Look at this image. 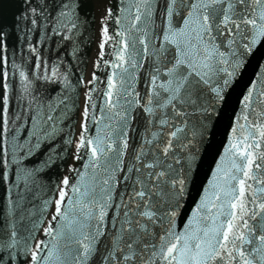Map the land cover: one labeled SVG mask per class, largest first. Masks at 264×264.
I'll use <instances>...</instances> for the list:
<instances>
[{
  "label": "snow or ice",
  "instance_id": "obj_1",
  "mask_svg": "<svg viewBox=\"0 0 264 264\" xmlns=\"http://www.w3.org/2000/svg\"><path fill=\"white\" fill-rule=\"evenodd\" d=\"M0 264H264V0H0Z\"/></svg>",
  "mask_w": 264,
  "mask_h": 264
}]
</instances>
